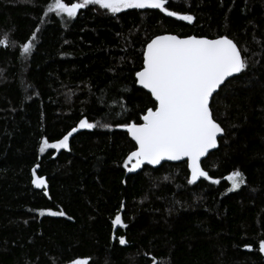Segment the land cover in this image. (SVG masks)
<instances>
[{"label":"trees","instance_id":"trees-1","mask_svg":"<svg viewBox=\"0 0 264 264\" xmlns=\"http://www.w3.org/2000/svg\"><path fill=\"white\" fill-rule=\"evenodd\" d=\"M51 2L0 0V37L11 42L0 47V264H264V0H168L192 23L99 5L70 19L47 13ZM166 34L227 35L246 58L211 103L225 136L203 168L218 184H188L186 162L134 175L124 167L134 143L119 125L142 123L153 107L135 72L146 43ZM84 118L111 127L79 129L68 150L39 152ZM37 164L46 189L31 183ZM236 170L245 183L230 190ZM117 214L126 227L114 231Z\"/></svg>","mask_w":264,"mask_h":264},{"label":"snow or ice","instance_id":"snow-or-ice-1","mask_svg":"<svg viewBox=\"0 0 264 264\" xmlns=\"http://www.w3.org/2000/svg\"><path fill=\"white\" fill-rule=\"evenodd\" d=\"M168 0H78L66 3L65 0H52L47 6V13H56L68 18H75L78 10L89 5H99L116 14L125 9H158L169 17L192 23L195 19L190 14L171 11L166 6ZM38 31V30H37ZM35 33L33 38L35 39ZM7 35L0 37V47H8ZM32 40L20 45L22 55H30ZM247 67L246 58L237 43L227 35L215 39L195 35H157L146 43L143 52V64L135 72V82L146 89L153 98V107L147 108L140 117L142 123L132 122L119 125L126 129L134 143L124 161L129 172L140 169L143 165H160L165 161H186L190 170L188 184H195L203 178L213 184L220 181L213 179L201 167V158L217 147V138L224 129L214 119L210 108V98L228 77L241 73ZM98 126L111 127L109 124L98 125L81 119L61 139L50 143L42 139L39 152L47 149H68L69 138L79 129H94ZM129 165H131L129 167ZM37 164L32 169L31 183L36 188H47V181L37 175ZM231 189L235 190L245 183L243 174L236 170L228 177ZM47 194V193H45ZM123 207V206H122ZM65 216L63 210H40L39 215ZM113 225L125 226L120 214L112 221ZM124 245V237L119 238ZM251 249V245H246ZM259 251L264 253V239L259 241ZM71 264H88L87 259H75Z\"/></svg>","mask_w":264,"mask_h":264},{"label":"water","instance_id":"water-1","mask_svg":"<svg viewBox=\"0 0 264 264\" xmlns=\"http://www.w3.org/2000/svg\"><path fill=\"white\" fill-rule=\"evenodd\" d=\"M145 48H146V47H145ZM239 74H240V73H237V74H234V75L231 76V77H228V78L226 79L225 83L222 84V85L220 86V88H218V89L216 90V92L213 94V97L210 98V108H211L212 100H213V98L215 97V95L218 94V93L220 92L221 88H222L223 86H225V84H226L227 82H229L230 80L234 79V78L237 77ZM137 84H138V83H137ZM138 87L141 88V89H143L142 86H140L139 84H138ZM143 90L146 91L148 94H150L146 89H143ZM221 127H222V126H221ZM224 136H225V131H223L222 134H219V135H218V138H217V147L214 148V149H210V150H209V153L206 154V156H204V157L201 158V167H202V168H203V163H204V161H205V160H206V159H207L212 153L216 152V151L219 149V147H220V139H222ZM129 138L131 139L130 135H129ZM131 140H132V139H131ZM132 142L135 143L133 140H132ZM184 162H186V161H165V162H162V165H163V164H181V163H184ZM145 167H149V168H152V169H158V168H160L161 166H160V165L153 166V165H147V164H145V165H143L140 169H137L136 171H133V172H129V171H128V175H129V174H130V175L137 174L138 172H140V171H141L143 168H145ZM203 169H204V168H203ZM188 170H189V169H188ZM189 173H190V170H189ZM203 180H204V179L201 178V179L198 180L195 184H198L200 181H203ZM120 215H121V214H120ZM119 227H120V226L115 225V230H114V231H116Z\"/></svg>","mask_w":264,"mask_h":264},{"label":"rangeland","instance_id":"rangeland-1","mask_svg":"<svg viewBox=\"0 0 264 264\" xmlns=\"http://www.w3.org/2000/svg\"><path fill=\"white\" fill-rule=\"evenodd\" d=\"M125 10H127V9H125ZM79 11V10H78ZM69 149V148H68ZM68 149H59V150H57V149H52V150H55L56 151V153H58V152H60L61 150H68Z\"/></svg>","mask_w":264,"mask_h":264}]
</instances>
